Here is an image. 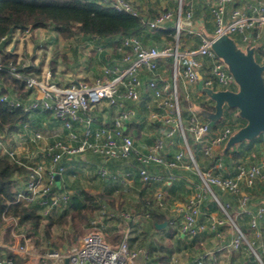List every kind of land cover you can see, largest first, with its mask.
Wrapping results in <instances>:
<instances>
[{"label": "built area", "instance_id": "obj_1", "mask_svg": "<svg viewBox=\"0 0 264 264\" xmlns=\"http://www.w3.org/2000/svg\"><path fill=\"white\" fill-rule=\"evenodd\" d=\"M99 1L119 12L138 17L142 28L174 29L175 39L161 46H147L138 35L125 36L119 42L121 63L104 66L103 73L93 82L78 79L62 83L53 70L26 72L27 65L19 68L18 63L13 61L5 65L0 54V72L7 70L14 78L23 79L28 91L27 97H23L18 90L3 92L4 83L0 79V100L12 108H21L29 115L48 111L52 121L59 123L62 128L61 131L46 132L30 121L24 122L20 130L0 127V158H7L26 170L22 187L18 185V175L13 179L18 192L15 199L8 202L3 213L4 219L10 222L11 241L5 242L0 236V264H15L13 254L23 256L25 264H149V249L131 246L130 239L139 216L128 211L111 213L116 219L125 221L126 225L122 240L116 246L105 240L102 226L95 219L92 221L93 230L77 242L61 248L48 246L43 250L35 247L18 216L6 214L13 204L34 205L45 219L59 209L66 210L71 204L72 193L67 185L68 167L63 159L66 156H81L89 151L101 155L105 162L128 160L136 163L139 178L148 189H152L153 184L173 181L176 175L171 169L184 165L186 159L196 168L201 183L195 186L192 196L176 206L168 223L190 237L211 228L220 243L216 248L204 251L188 261H181L180 257L174 255L169 264H228L220 260V255H230L245 244L256 256L258 264H264V256L258 251L262 245L258 246L246 239L234 219L236 216L232 218L228 213L233 205L229 201H222L215 191L217 187L238 194L244 185L253 187L257 181H264V155L258 162L249 165L239 163L234 174H226L224 155L220 148L236 130L230 125L229 119L218 128L210 127L209 122L193 106H189V114L183 117L180 93L181 81L186 99L191 100L189 87H197L200 78L204 81V87L239 90L228 64L217 55L212 44L223 35L233 38L239 35L241 38L235 40L238 47H253L255 53H260V47L263 46L260 40L264 36V0H253L245 9L235 6L229 9L237 0H203L209 4L215 23L212 36L195 30L194 10L192 7L186 8L187 0H178L175 9H166L152 18L144 15L131 0ZM169 22H173V26H169ZM183 32L199 36L200 45L183 48ZM168 59L172 63V79L169 81L162 77L160 69L161 64ZM145 72L150 75L147 80L143 77ZM144 92L154 101L153 105L147 103L149 120L160 125L164 133L148 148L141 147L127 131V124L138 116L136 105L142 100ZM103 104L110 106L113 113L109 119L99 120L96 111ZM238 114L239 111L235 115ZM190 137L199 147L198 151L210 160L207 168L199 166ZM178 140L181 146L175 156L170 160L165 158L167 144L176 145ZM152 167H165L168 174L155 171ZM56 175L60 177V185ZM99 175L125 184L132 179L134 172L125 170L113 173L103 165ZM208 197L215 200L229 217L228 221L234 229L230 240L220 229L226 224V219L215 218L209 211L202 209ZM249 201L248 193L241 194V213L250 217L256 236L261 238L263 232L259 223L264 218V204L253 211ZM154 202L160 209L166 207L162 189L155 191ZM151 204L150 201L146 205L147 217L151 215ZM201 216L204 221L199 223Z\"/></svg>", "mask_w": 264, "mask_h": 264}, {"label": "crops", "instance_id": "obj_2", "mask_svg": "<svg viewBox=\"0 0 264 264\" xmlns=\"http://www.w3.org/2000/svg\"><path fill=\"white\" fill-rule=\"evenodd\" d=\"M131 1L139 8V10L144 15H146L147 17H151V18L157 15L158 12L156 11L157 9H159V6L162 4L164 5V0H158V1L157 0H131ZM251 1L253 0H237L235 5H231L229 9H231L233 6L245 9L247 8L248 3ZM203 2L206 3L205 1ZM177 4H178V1H177ZM206 4L208 5V8H209L210 7L209 4L208 3ZM185 6L186 8L192 7L193 10L196 11L195 18H194L195 30L200 31L202 34L212 36L215 30V23L213 21V16L211 15L212 17L211 20L205 19L204 15L202 14V11L196 10L197 3H195V1L191 3V0H187L185 3ZM168 25L173 26V22H169ZM184 34H185V38L182 41L183 48H186V47L195 48L200 45L201 41L197 39L198 38L197 35H190L188 32H185ZM16 36H18V31L12 34V38L14 39L16 38ZM138 36L140 37L141 41L147 46H152V45L161 46L168 42L174 41L175 30L171 28L155 29V30H148L146 28H143L138 33ZM104 40H107V42L111 43L112 50H114V47H117V46L119 47L118 43L120 41V38L118 37H111V38L104 39ZM93 41L96 42L97 40L91 39L89 43ZM39 43H43V41H39ZM260 43L263 44V46L260 47L261 52L257 53V55H258V58L260 59L259 62H264V36L260 40ZM6 46H4L3 48L5 49ZM15 53L18 54V51H16ZM118 53H119L118 56H113L109 52L105 54L106 55L105 59L108 61L109 65L121 63L122 56H121L120 49ZM171 65H172L171 60L168 59V61H165L160 66L162 77H164L168 81L172 79ZM143 77L145 80H147L150 77V75L145 72L143 74ZM73 80H78V79H71L70 81H73ZM61 82L68 83V82H63L62 79H61ZM181 87H182V92L184 94V97L182 98V105L184 104L185 116L189 114V110H188L189 106H193V109L197 111L205 121L209 122V118L205 116L207 112L211 113V111H207L206 109L201 108L200 105L203 102H208L210 106H213V105L215 106V102H211L209 100L210 97L204 91L199 89V84L197 85V87H193V86L189 87V94L191 98V100L189 101L185 97V87H184L183 82L181 83ZM149 98L150 97L147 96L146 93L144 92L142 96V100L136 105L138 108V116L136 117V119H134V121L127 124V131L132 136H134V138L137 140L139 145L143 148H148L154 143L157 137H161L164 135L162 127L158 124L152 123L149 120L148 105L149 104L153 105L154 103V101L153 102L151 101L149 103L148 101ZM147 103L149 104L147 105ZM112 113H113L112 108L108 106L107 104L101 105L99 109H97L96 111L97 118L99 120H103L107 118L109 119ZM51 118L52 117L48 116L47 119H44L45 121L50 122L47 125L51 126V129L58 128L59 123L52 121ZM180 146L181 144L179 143V140L176 142V145H172L168 143L164 151V157L169 160L172 159L175 156ZM194 146H195V151L198 154V158L200 161V163L198 162L199 166L203 169L207 168L210 164V160L198 151L199 147L197 145L194 144ZM226 148H227V142L220 148V152L223 155H224L223 152ZM231 150L232 151L228 153V155H224V160L226 164V169H225L226 174H234L236 172L237 165L239 163L243 162L249 165V164L258 162L261 159V157L264 155V135H260L256 137L254 141L246 140L242 143L236 144L234 147L231 148ZM233 152H239V155H237V157L233 156ZM63 162L68 167L66 180H67L68 188L70 189L72 195L76 192H80L82 189L85 190L86 188L85 185H89L90 187H87V189H90L91 191L96 190L95 187H93L92 185L98 187L97 184H95L97 183V181H93L91 179H94L95 177L97 178V175L98 177L100 176L99 169L103 165H106L107 168L113 173H122L125 170H132L134 172V176L132 177V179L130 181H127V183L125 184L120 183L119 181H113V179L109 177H105V178L101 176L100 177L104 179L103 181L104 185L112 186L114 182V183L122 184L124 186H131L135 190H137V193L139 195L138 198L142 199L141 202L139 203L140 207L142 208L141 210L142 218L140 220V215H139V221L133 228V234L131 236L130 242H131V246L133 247H147L151 253V257L156 258L157 255H161L162 253L165 252V250H162L161 247L162 246L167 247V246H165L161 242H163L168 237H169L168 241L172 242L171 245H174V247L172 248L173 251L174 249L182 250L185 248L184 246H186L187 248L188 244H190L191 247H197L201 249V252H197L194 255L192 254L185 260L181 257V254H178V253H174L172 255L169 254L170 258L174 255L180 257L181 261H188V260L194 259L200 253L214 249L219 245L220 239L217 237L216 232L211 228H207L206 231L202 232L201 234L195 237H190L188 235L181 233L180 231L176 229V227H172L169 223L167 227L162 228V229H159L157 226L156 228L152 227L153 224L156 225L159 222H154L151 218V215L147 217L145 214L148 211V207H146L147 202L151 201L152 203L151 205H154V206L151 207L150 205V208H152L153 211H157V213L159 214L166 215L167 217L166 221L168 222V220L172 217L176 206L181 203H184L190 196L193 195V193L195 192L194 191L195 186L200 184L201 180L197 174L196 168L192 165L189 159H186L184 165L171 169V172H173L176 175V178L173 181L171 182L168 181L165 184H153L151 186L152 189H148L144 187L143 182L141 181L137 173L138 166L136 165V163L132 161L109 160L105 162L101 155L89 151L81 156H66L64 157ZM93 164L98 166L94 170L92 168ZM115 164L116 165L119 164L123 166V169L117 170L116 168L118 166L116 167ZM152 169L155 171L157 170L159 172H162L166 175L168 174V169L165 167H152ZM24 180H25V176L23 174H18V185L20 187L24 185ZM78 180H81V181H78ZM79 184H82V188L78 186ZM157 189H162L164 192L165 201H166V207L164 209H160L154 202L155 191ZM262 189L264 190V181L259 180L256 182V184L253 187H247L244 185L241 190V193H238V194L231 193L229 191H226V190H223L217 187L215 188V191L217 195L219 194L218 196L220 199H223L224 201H230L229 199L233 200L234 202L233 207L235 209L234 212H236L237 221H239L240 225L244 228H246V222L248 221L249 227L253 230L255 238L257 239V242L256 241L254 242L258 243L257 244L258 246L262 245V248H259V249H261L262 256H264V229L261 226V224L264 222V218H262L259 223V226L263 232V237L259 238L256 236V232L251 226L250 217L247 216L246 214L244 215L243 213H241V207L239 205L241 194L248 193L250 195L249 207L253 211H256L258 206L264 204V197L263 196L260 197L259 195H257L260 193V191H262ZM102 190L103 189H99V191H102ZM72 195H71V199H72ZM217 204L218 203L215 200H213L211 197H208L204 200L202 209H204V211H209L215 218L225 219L222 213L220 212L221 209L220 210L218 209L220 205L218 204V207H217ZM65 211L66 210L59 209L55 211L54 214L49 218L58 220L61 218V216L64 214ZM113 211L114 210H111V212ZM238 217L240 219H238ZM245 217H247V221ZM145 221L149 222L148 224L149 227L142 226V224ZM203 221H204L203 216H201L199 219V223H202ZM101 226H102V233H103L105 240L107 242L109 241L115 244L116 240L112 237L115 231L108 230L107 223H103L101 224ZM169 226H171V228H169ZM220 229L224 232V234L226 235V238L230 240L233 235L234 229L231 227L230 222L227 219H226V224L223 225ZM171 231L174 232L173 235L171 234ZM81 237H84V236H81ZM81 237L75 236L74 241L77 242ZM121 240L122 238L119 240V242L116 245H118ZM116 245H113V246H116ZM62 246H65V245H60L58 248H61ZM35 247L38 249L36 245ZM50 247H53V246L51 245ZM246 248L248 249L247 245L245 244L244 246H242L241 249L232 252L230 255L222 253L220 255V258H221L220 260L228 264H255V263H252V261L249 259Z\"/></svg>", "mask_w": 264, "mask_h": 264}, {"label": "trees", "instance_id": "obj_3", "mask_svg": "<svg viewBox=\"0 0 264 264\" xmlns=\"http://www.w3.org/2000/svg\"><path fill=\"white\" fill-rule=\"evenodd\" d=\"M50 23L66 38L81 34L88 37V39L96 40L118 37L121 41L127 35H138L143 29L138 17L119 12L99 0H0V54L5 65H9L12 61L17 62V54L3 48L9 43L14 32L17 30L22 32L35 31L47 27ZM197 37L200 41V37ZM3 38L6 39L3 40ZM25 70L26 72H35L40 71V68L29 66ZM0 79L4 83L3 92L18 90L23 97H27L28 91L25 88L23 79L14 78L7 70L0 72ZM209 100L214 102L212 98H209ZM200 106L207 111L212 112L215 110V106H210L208 102H203ZM238 111L237 108L226 107L224 116L213 128H218L228 119L235 130L246 125L247 121L240 114L235 115ZM208 113L210 112H207L205 117ZM48 116L51 117V113L48 111L29 115L21 108H12L0 100V127L2 128L8 127L10 130H20L24 122L30 121L33 124L44 122V119H47ZM251 141H254V139ZM231 151V148H226L223 153L228 155ZM237 155H239V152H233V156L237 157ZM25 173L24 168L19 167L7 158H0V233L3 230L7 234L5 236L7 241L10 239V222L4 219L3 213L8 206V202L14 200L18 192L13 179L16 175ZM97 198L96 195L82 189L72 195L70 206L59 220L54 221L53 219L45 224V218L34 205L13 204L8 208L6 214L8 216H18L20 224L29 227L28 235L30 238L32 237L34 244L39 247L41 245L40 234L44 233V236L50 239L51 228L56 222L64 223L70 218L74 232L78 233L79 227L87 222L90 215L98 209ZM149 212H151V218L154 222L161 223L167 220L164 214H159L151 209H149ZM152 227L156 228V225L153 224ZM239 227L242 226L239 225ZM173 233L171 231L172 235ZM54 246L58 245L54 244ZM161 249L165 250V254L157 255L156 258L151 257L149 264H169V254L173 252L172 248L162 246ZM13 256L15 264H25L23 256L17 254H13Z\"/></svg>", "mask_w": 264, "mask_h": 264}, {"label": "rangeland", "instance_id": "obj_4", "mask_svg": "<svg viewBox=\"0 0 264 264\" xmlns=\"http://www.w3.org/2000/svg\"><path fill=\"white\" fill-rule=\"evenodd\" d=\"M158 1V0H157ZM178 0H164V5H160L159 9H157L156 12L160 13L164 11L165 9H175L177 6ZM195 3H197V9L198 11H202V14L204 15L205 19L211 20V11L210 8H208V5L204 3L202 0H194ZM135 5V4H134ZM136 6V5H135ZM137 7V6H136ZM168 7V8H167ZM157 13V14H158ZM194 11V18H195ZM200 32V31H199ZM185 32L181 35V42L185 38ZM241 38L239 35H234V39L236 41ZM91 39L88 37H85L81 34H76L70 38H66L62 36L53 26L52 23H50L45 28H40L38 30H29V31H18V36L16 38L10 39V42L6 46V50H10L12 52L18 51L17 54V63L18 67H22L23 65L31 66L40 68V71H35L37 73L44 72L46 70H53L54 73H56L63 82H69L71 79H81L85 80L87 82H93L95 78L100 76L103 70V67L106 65H109L108 61L105 59V54L109 52L113 56L119 55V47H114V50H112L111 43L107 42V40H100L97 39V41H93L89 43ZM39 41H43V43H39ZM39 44V45H38ZM119 44V43H118ZM241 49L246 50L247 47L240 46ZM15 49V50H13ZM255 57L257 61L260 59L258 58L257 53H255ZM171 60V59H170ZM172 70V65H171ZM181 84V81H180ZM180 93L181 97H184V94L182 92V87L180 86ZM149 102L152 101V98L150 97ZM182 109L184 112V104L182 105ZM185 117V113L184 116ZM148 120V119H147ZM50 123L48 121L45 122H37L35 123L36 127L42 129L46 132H51L55 130H62L61 126L58 125V128L51 129V126H48L47 124ZM190 142L194 146L193 139L190 137ZM196 159L199 161L198 154L196 153ZM117 170H122L123 166L116 165ZM98 166L93 164V170L96 169ZM136 179V178H135ZM93 181H97V186L92 185L95 187L96 190L91 191L90 189H87V187H90L89 185H85V190L91 193L92 195H96L98 198L97 200V206L98 209L90 215V218L87 222H84L82 226H80V230L78 233L74 232L73 224L71 219L69 218L68 221L64 223H54L51 228V238L47 239L44 236V233H41V245H39L38 249L43 250L45 247L53 246L55 248H58L60 245H71L73 244L74 237L75 236H85L91 230H93L92 221L98 220L100 224L107 223V229L110 231H115L113 233V238H115L116 243L112 245H116L119 240L123 237L125 232V221H121L116 219L115 217L111 216L110 213L111 210H114L115 212H130L132 214H135L137 216L140 215V220L142 218L141 216V210L139 203L142 199L138 198L139 195L137 193V190H135L131 186H124L119 183H114L112 186L104 185V179L100 176L94 179H91ZM137 180V179H136ZM135 180V181H136ZM81 181V180H78ZM114 181V180H113ZM82 188V184L78 185ZM77 186V187H78ZM99 189H103L102 191H99ZM219 195V194H218ZM260 197H264V190L260 191L259 194ZM224 201L223 199H221ZM230 204L233 205V200L229 199ZM225 202V201H224ZM240 205V203H239ZM218 207V204H217ZM220 207V208H219ZM218 209L222 213L223 217L227 220H230L229 217L226 215L224 210H222L221 206H219ZM234 207L231 209H228L229 215L234 218L236 216V212H234ZM245 215V214H244ZM53 220L52 218H46L44 220V224ZM238 225H240L239 221H237V218H234ZM238 219H240L238 217ZM247 221V217H245ZM59 220V219H58ZM54 221H57L54 220ZM149 222H144L142 226H148ZM241 226V225H240ZM262 228L264 229V222L261 224ZM23 229L28 232L29 227L26 225H23ZM243 232L246 235V239L250 242L256 241L253 230L249 227L248 221L246 222V228L241 227ZM7 234L2 230L0 233V236L5 242H10L11 239L8 241L5 240V236ZM169 238V237H168ZM168 238H166L163 242L165 246L173 248L174 245H171L172 242L168 241ZM31 241L32 237H31ZM54 244L58 246H54ZM258 243H256L257 245ZM185 248L180 250H175L171 253H178L181 254V257L185 260L192 254L194 255L197 252H201L200 248L197 247H191L190 244H188V247L184 246ZM247 249V248H246ZM260 254H262L261 249H258ZM247 255L249 259L252 261V263L257 264L256 262V256L247 249Z\"/></svg>", "mask_w": 264, "mask_h": 264}, {"label": "water", "instance_id": "obj_5", "mask_svg": "<svg viewBox=\"0 0 264 264\" xmlns=\"http://www.w3.org/2000/svg\"><path fill=\"white\" fill-rule=\"evenodd\" d=\"M212 46L217 55L228 64L239 90H214L204 87L202 78L199 80V89L215 102V110L207 115L210 127L222 119L226 107L239 109L240 116L247 121L246 125L229 138L227 148H232L264 133V64L257 61L253 47L243 50L229 35L216 38ZM56 178L60 185L59 175H56ZM167 225V221L156 224L159 229Z\"/></svg>", "mask_w": 264, "mask_h": 264}]
</instances>
